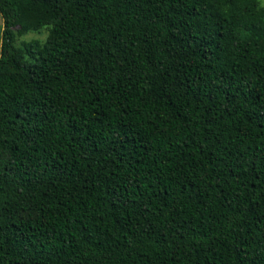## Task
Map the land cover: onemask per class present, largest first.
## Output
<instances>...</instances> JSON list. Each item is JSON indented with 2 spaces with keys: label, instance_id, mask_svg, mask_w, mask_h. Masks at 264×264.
Instances as JSON below:
<instances>
[{
  "label": "trees",
  "instance_id": "obj_1",
  "mask_svg": "<svg viewBox=\"0 0 264 264\" xmlns=\"http://www.w3.org/2000/svg\"><path fill=\"white\" fill-rule=\"evenodd\" d=\"M253 13L0 0V264H264Z\"/></svg>",
  "mask_w": 264,
  "mask_h": 264
},
{
  "label": "rangeland",
  "instance_id": "obj_2",
  "mask_svg": "<svg viewBox=\"0 0 264 264\" xmlns=\"http://www.w3.org/2000/svg\"><path fill=\"white\" fill-rule=\"evenodd\" d=\"M238 1H244V0H238ZM252 4V8L254 9L253 13V22L249 26V29L252 27L256 28L258 32L264 30V0H250ZM2 29V22L0 19V34ZM244 30L241 31L242 33H245ZM15 36H14V45L16 47H21L24 43L30 42V41H36L39 44H42L46 37V31L44 29H39L37 31H27L23 34H17L16 29H14Z\"/></svg>",
  "mask_w": 264,
  "mask_h": 264
}]
</instances>
